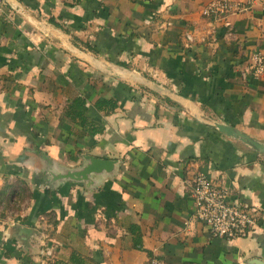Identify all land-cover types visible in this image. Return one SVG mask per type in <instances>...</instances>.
I'll return each mask as SVG.
<instances>
[{
  "label": "crops",
  "instance_id": "0c3cea01",
  "mask_svg": "<svg viewBox=\"0 0 264 264\" xmlns=\"http://www.w3.org/2000/svg\"><path fill=\"white\" fill-rule=\"evenodd\" d=\"M209 1L0 0V264L264 262V151L199 119L264 143V0ZM78 95L93 135L65 119ZM198 171L259 218L246 237L193 217Z\"/></svg>",
  "mask_w": 264,
  "mask_h": 264
},
{
  "label": "built area",
  "instance_id": "2783aa9c",
  "mask_svg": "<svg viewBox=\"0 0 264 264\" xmlns=\"http://www.w3.org/2000/svg\"><path fill=\"white\" fill-rule=\"evenodd\" d=\"M253 0H210L201 13L205 17H225L251 6ZM251 74H264V45L256 49L251 57ZM190 193L194 199L193 217L208 227L210 236L229 240L244 238L251 228L260 223L259 218L231 197L230 189L223 186L204 171L191 178ZM147 264H162L157 255L150 256Z\"/></svg>",
  "mask_w": 264,
  "mask_h": 264
},
{
  "label": "water",
  "instance_id": "95a60500",
  "mask_svg": "<svg viewBox=\"0 0 264 264\" xmlns=\"http://www.w3.org/2000/svg\"><path fill=\"white\" fill-rule=\"evenodd\" d=\"M98 66H102L104 69H106V71L114 70L113 67H110L106 64L101 63V64H98ZM125 74H128L127 76L148 85L149 87H151L152 89H154L156 91L165 93L169 96H174V97L176 96V94L170 92L166 88H163L162 86L158 85L157 83L153 82L150 79H147L146 77H144L142 75H138L137 73L132 72V71L126 72ZM177 99L181 100L179 97H177ZM199 119L202 120L203 122L207 123L208 125L216 127L217 129H219L221 132H223L225 135H227L229 137L239 139L254 149L264 151V143H261L257 140H254V139L246 136L245 134H243L239 130H236L235 128H233L232 126H230L229 124H227L225 122H219V121L212 120V119H206L205 120V119H202L201 117H199ZM87 157L91 160V163L87 164L84 167L83 172L92 171V170L99 171L101 168H106L109 164L113 163L111 160L104 159V158H96V157H91L89 155H87ZM253 263L254 264H256V263L257 264H264V262H262L258 259L253 260Z\"/></svg>",
  "mask_w": 264,
  "mask_h": 264
},
{
  "label": "trees",
  "instance_id": "16d2710c",
  "mask_svg": "<svg viewBox=\"0 0 264 264\" xmlns=\"http://www.w3.org/2000/svg\"><path fill=\"white\" fill-rule=\"evenodd\" d=\"M67 106L68 108L65 110L64 116L67 117L65 119L70 123V129L72 131L79 128L80 137H83L84 135H93L97 131H100L101 126L95 125L84 114L86 104L83 96L78 95L71 98Z\"/></svg>",
  "mask_w": 264,
  "mask_h": 264
}]
</instances>
